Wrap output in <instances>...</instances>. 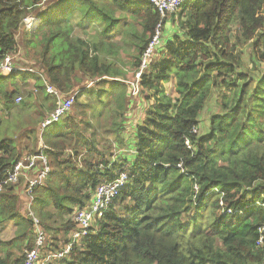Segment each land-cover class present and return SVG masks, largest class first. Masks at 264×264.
Wrapping results in <instances>:
<instances>
[{"label":"trees","instance_id":"16d2710c","mask_svg":"<svg viewBox=\"0 0 264 264\" xmlns=\"http://www.w3.org/2000/svg\"><path fill=\"white\" fill-rule=\"evenodd\" d=\"M31 11L40 20L25 30L23 20ZM158 19L148 0H0V53H14L21 44L22 63L27 59L43 68L62 93L97 79L95 88L81 86L76 100L92 94L125 119L133 96L119 79L132 78ZM170 19L159 58L140 78L138 96L155 101H143L131 161L110 160L94 134L80 126L75 109L44 128L42 151L51 168L45 184L34 189L32 204L51 235L41 252L58 249L55 238L69 239L76 228L74 209L89 204L99 183L124 170L128 175L89 234L65 258L46 264H261L264 259L256 247L257 228L264 223V209L256 203L264 200V72L253 78L239 69L246 48L253 62L264 61V0H187ZM94 25L99 29L88 39L75 34L77 27L88 34ZM117 35L130 53L111 41ZM165 83L172 84L171 95L164 93ZM220 88L219 110L199 133L210 90ZM112 91L106 102L102 96ZM20 92L53 109L54 98L38 76H0L5 110ZM117 124L119 130L128 128ZM24 132L14 139L0 136V173L22 155L20 140L35 138L33 128ZM15 191L13 185L0 192V222L18 228L16 237L0 240V264H24L25 251L35 246L33 226Z\"/></svg>","mask_w":264,"mask_h":264},{"label":"built area","instance_id":"2783aa9c","mask_svg":"<svg viewBox=\"0 0 264 264\" xmlns=\"http://www.w3.org/2000/svg\"><path fill=\"white\" fill-rule=\"evenodd\" d=\"M186 1L187 0H148L157 11L159 19L146 48L141 54L139 65L137 69L134 70L132 78L130 80H122L128 85L131 96H135L139 93L141 75L148 69L157 47L164 40L163 31L166 21L170 15L178 11L181 5ZM29 18L30 21H27ZM36 18L37 16H27L23 20L24 29H31L33 25L37 23H33L36 21ZM31 19L33 20L31 21ZM20 51L21 49H17L14 53H0V76L14 75L17 77L19 74L21 75V73L34 74L39 77L45 92L54 98L53 109L40 123L39 129L41 136L44 128L60 121L64 116L68 115L81 86L85 89L92 88L97 79H86L88 81L85 85L77 86L67 94L62 93L50 84L43 68L35 66V64L31 62L22 63L21 57H19ZM27 82H33V80L29 79ZM21 100L22 97L20 95L15 98L16 103H19ZM192 132H196V129L193 128ZM42 143H38V148L34 153L22 154L0 173V192L8 189L10 186L19 184L23 180L21 197H23L25 203V215L29 218L33 226L35 244L32 249L25 251L24 264H46L53 260L65 258L74 245H76L82 237H86L89 234L91 225L102 216L107 210L109 203L118 196L120 189L128 181L127 171L124 170L120 172L114 180H104L99 183L94 190L89 204L85 208H77V210L73 212L72 219L76 224V228L70 233L69 239L60 243L58 249L43 253L41 252L42 249L46 247L47 244H50L48 242L49 236L41 227L32 209L34 201L33 191L37 186H43L45 184L44 181L51 168L48 156L42 151L46 148ZM185 143L190 147L188 139H185ZM256 203L264 209V200H259ZM219 204L222 205L221 201ZM226 212L232 213L231 209H226ZM239 213L241 214L242 212L239 211ZM257 232L258 238L256 240V247L261 248L264 252V223L258 226ZM261 264H264V259Z\"/></svg>","mask_w":264,"mask_h":264},{"label":"rangeland","instance_id":"374dc122","mask_svg":"<svg viewBox=\"0 0 264 264\" xmlns=\"http://www.w3.org/2000/svg\"><path fill=\"white\" fill-rule=\"evenodd\" d=\"M45 5H47V3L43 4L42 6H45ZM41 9L42 8H39V10ZM32 12L33 11L29 13H32ZM31 15L35 16V13H32ZM71 19L73 20V22L78 20V16L76 15V13L71 17ZM168 20L170 23H172L170 17L168 18ZM27 21H30V18ZM34 22H37L36 24L39 23V21H34ZM128 23H131V22L128 21ZM22 27H23V24H22ZM121 28L124 29L126 28V26L122 24ZM81 29H82L81 27H77L75 29V34L81 35L84 38L88 39L87 37L90 34H94L95 30L99 29V26L97 25L92 26L90 29H88V32H87L88 34L83 33ZM20 32H22L21 28L17 33L18 42H20V39H21ZM111 41L119 43L118 45L120 49H126L127 53L128 52L130 53L132 51L130 45H127L124 42L123 38L120 37V35H117L116 37L112 38ZM164 41L165 39L163 40V42ZM161 43L157 47L152 59L157 60V58H159L157 54H159V51L162 48ZM18 49H21L19 57H21V59L24 58V50L22 49L21 44L18 45ZM243 51H244V56L243 55L240 56L241 66L239 69L243 72L249 73L253 78L256 75L264 72V61L263 62H257V61L253 62L251 57L248 54V49L247 48L243 49ZM121 55L125 56V53H121ZM25 63H30V60L25 59ZM128 78L129 80L131 79L130 77ZM87 81L88 80H84L83 82L79 84V86L85 85ZM28 87L29 88L32 87V82L29 83ZM95 87L96 85H94L92 88H95ZM229 88L231 89L232 87L231 86H229L228 88L224 87V91L226 94L230 92ZM163 91L166 95H171L173 93L172 84L171 83L163 84ZM210 91H211L210 97L199 116L200 123L198 124V128H197V132L199 133L204 132L207 129L210 116L219 110L217 102H216V98L220 97L222 88H220V90L213 89ZM217 92L220 93L218 97H217ZM112 93L113 91L111 92V95H103L102 98H105L106 102H108L109 99L112 98L113 96ZM19 95L22 97V101H20L19 103H16L14 101L15 105L11 107L9 110H5L0 100V126H2L1 127L2 132L0 133V136L1 137L9 136L14 139L16 138V136L23 133L28 128H33L34 133H35V138L33 136L30 138L23 137L20 140V148L23 149L22 154L23 153L25 154L26 152H31L29 150H32L33 148L34 149L36 148L37 150L38 143L43 142L40 136V129H39L40 123L42 122L44 117H46L51 111L45 105L44 106L41 105L39 100H35L33 97L27 95L26 93L20 92ZM141 96H138L137 94L132 97L130 101L131 103L129 105L130 107L129 111L126 112V115L128 114V119H124V117H119L117 111H112V110L107 109L105 105L103 104V102L97 100L98 103H96L95 97L92 94H88V96L82 95L78 100L75 99L69 113L72 112V109H75L74 112H75L76 120L80 122V126L83 128H86L87 133L94 134L99 144L100 150L103 149L102 151L109 157L110 160L113 161L115 159L124 158V160L131 161V159L134 156L135 150H136L133 144L135 126L142 120L141 115H142V112H144V108H145L143 105L144 104L143 101L145 103L148 101L152 102V100L155 101L153 97H151L150 100H144V98H142ZM38 104H40V106ZM94 106H96L97 109L93 110ZM86 121L90 122L92 127L90 128L87 127L85 125ZM117 123H120L121 125H125L128 128L125 129L124 127H122V130H119L120 126ZM113 129L114 130L116 129V131L119 130V133L117 134L113 132ZM5 132L7 133L9 132L10 134H7V133L5 134ZM113 133H115L117 136L115 137ZM122 136L125 139H123ZM119 140L121 141V143L119 142ZM22 184L23 182L21 181L18 185H16L15 192L20 198L18 205H19V208L23 212L25 203H24L23 197H21ZM76 210L77 208L74 209V212ZM28 225L30 226L29 223ZM29 232H30V237L33 240L34 234L31 233V229H29ZM17 234H18V228L12 221L0 222V240L2 241L10 240L16 237ZM48 236L50 237L51 235L49 234ZM58 237L61 238V235H59ZM60 243H61V240L57 239L56 241V238H55L54 243H52V245L59 246ZM13 252L18 254V251L16 248L13 249Z\"/></svg>","mask_w":264,"mask_h":264},{"label":"water","instance_id":"95a60500","mask_svg":"<svg viewBox=\"0 0 264 264\" xmlns=\"http://www.w3.org/2000/svg\"><path fill=\"white\" fill-rule=\"evenodd\" d=\"M170 26H171V23L169 22V20H167L164 27L168 29L170 28Z\"/></svg>","mask_w":264,"mask_h":264},{"label":"clouds","instance_id":"9594fccd","mask_svg":"<svg viewBox=\"0 0 264 264\" xmlns=\"http://www.w3.org/2000/svg\"><path fill=\"white\" fill-rule=\"evenodd\" d=\"M40 19L37 17L36 18V21H39ZM35 25H37V24H34L33 26H35ZM119 80H121L122 81V79H119Z\"/></svg>","mask_w":264,"mask_h":264},{"label":"crops","instance_id":"0c3cea01","mask_svg":"<svg viewBox=\"0 0 264 264\" xmlns=\"http://www.w3.org/2000/svg\"><path fill=\"white\" fill-rule=\"evenodd\" d=\"M74 22H76V21H74ZM169 29V28H168ZM130 108V107H129ZM129 111V110H128ZM131 112V111H130ZM125 119H128V114H127V117L125 118Z\"/></svg>","mask_w":264,"mask_h":264},{"label":"bare ground","instance_id":"6f19581e","mask_svg":"<svg viewBox=\"0 0 264 264\" xmlns=\"http://www.w3.org/2000/svg\"><path fill=\"white\" fill-rule=\"evenodd\" d=\"M33 19H34V18H33ZM33 19H32V20H33ZM32 20H31V21H32ZM33 23H35V22H33Z\"/></svg>","mask_w":264,"mask_h":264}]
</instances>
